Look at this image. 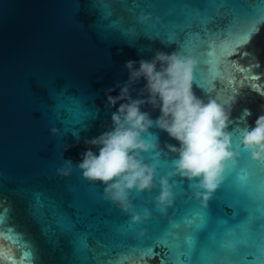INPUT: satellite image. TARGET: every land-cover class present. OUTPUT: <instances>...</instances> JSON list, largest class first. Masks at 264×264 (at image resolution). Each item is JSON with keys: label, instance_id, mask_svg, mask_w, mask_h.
Here are the masks:
<instances>
[{"label": "water", "instance_id": "95a60500", "mask_svg": "<svg viewBox=\"0 0 264 264\" xmlns=\"http://www.w3.org/2000/svg\"><path fill=\"white\" fill-rule=\"evenodd\" d=\"M262 6L258 0H0L2 264H137L141 250L151 245L155 255L148 264H173V253L156 240L166 238L183 247L192 232L184 221L199 206L211 214L200 245L222 230L221 221L235 225L244 220L243 204L257 209L258 226L264 163L252 161L248 152L225 173L207 206L191 195L193 181L174 175V203L157 212L153 196L160 190L159 178L175 167L176 153L166 145L178 141L157 127L150 129L164 151L156 161L157 150L144 154L147 162H157V188L138 195L133 190L138 207L153 209L144 224H131L129 213L101 199L104 184L83 177L77 165L87 148L98 151L84 139L111 125L115 108L107 107L105 89L128 79V60L151 58L157 50L187 49L197 61L195 94L232 104L228 129L234 141H242L244 130L264 114ZM144 14L151 16L147 23L139 20ZM252 23L259 31L250 42L232 46ZM226 46L230 50L222 58ZM143 85L141 80L135 87ZM233 96H238L235 103ZM74 98H87L93 116L70 128L65 122L73 119ZM245 109L251 114L246 116ZM145 110L153 118L159 115L150 105ZM53 125L60 129L57 136L49 131ZM69 159L70 174H59L57 169ZM9 229L21 243L7 234ZM80 239L86 248L76 246ZM26 251L30 258H24Z\"/></svg>", "mask_w": 264, "mask_h": 264}, {"label": "clouds", "instance_id": "9594fccd", "mask_svg": "<svg viewBox=\"0 0 264 264\" xmlns=\"http://www.w3.org/2000/svg\"><path fill=\"white\" fill-rule=\"evenodd\" d=\"M139 20L147 23L151 16L144 14ZM196 65L194 57L179 49L171 53L157 50L151 58L128 60V79L105 89L107 107L115 108L111 125L100 135L84 139L98 151L87 148L77 167L89 181L104 184V198L129 213L131 224H144L153 215L152 208L137 206L133 190L138 194L157 188V162H147L144 155L157 150L153 157L156 161L164 151L150 132L154 127L178 141L166 145L176 153L175 167L160 176V190L153 196L155 208L162 213L174 203V183H170L174 175L193 181L191 195L203 198L201 202L207 206L225 180V173L237 166L243 152H248L252 161L264 163V114L244 130L242 141H234L228 129L232 104L205 101L195 94ZM141 80L143 87L136 88ZM237 98L233 96L231 101L235 103ZM146 105L158 109L159 115L153 118L152 112L145 110ZM244 114L250 115V110L245 109ZM49 131L53 136L60 134L54 125ZM72 168L69 159L57 171L68 175Z\"/></svg>", "mask_w": 264, "mask_h": 264}, {"label": "snow or ice", "instance_id": "6c2138e0", "mask_svg": "<svg viewBox=\"0 0 264 264\" xmlns=\"http://www.w3.org/2000/svg\"><path fill=\"white\" fill-rule=\"evenodd\" d=\"M222 2H235V0H222ZM258 2L264 4V0H258ZM259 12L261 19L264 20V6L259 9ZM258 31L259 27L256 23L250 24L235 36L232 46L250 42L251 37ZM169 40L171 42L175 41L174 35H170ZM229 50L228 46L222 49V58L227 57ZM182 51L186 55L188 54L186 48ZM197 82L199 83L198 77ZM72 112L73 119L70 122H65V124L70 125V128L82 124L93 116L87 98H74ZM101 199H105L104 195H101ZM199 204L202 205V202L200 201ZM241 208L246 214L244 220L235 225H230L227 221H221L222 230L211 233L203 245H200V233L208 227L211 214L207 208L202 206H199L197 211L184 221L192 229V232L184 238L183 247L179 242H169L166 238H158L156 244L164 245L170 249L175 257L173 264H264V202L261 203L259 208L260 223L258 226L255 216L257 209L248 204H243ZM156 211L159 212L158 209ZM0 223H3L2 215H0ZM66 227L70 230V226ZM7 234L15 242L21 243L19 234L13 233L11 229L8 230ZM2 235L5 234L0 233V236ZM74 243L78 248L87 247L82 239L74 241ZM153 249L154 245L143 248L141 250V260L137 264H148V260L155 255ZM197 253L198 258L194 260L193 256ZM31 255V251H26L24 258H30ZM8 259L11 260L12 257L9 256ZM0 264H2V261H0ZM108 264H113V262L109 261ZM161 264H164V262L161 261Z\"/></svg>", "mask_w": 264, "mask_h": 264}]
</instances>
